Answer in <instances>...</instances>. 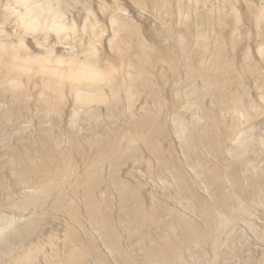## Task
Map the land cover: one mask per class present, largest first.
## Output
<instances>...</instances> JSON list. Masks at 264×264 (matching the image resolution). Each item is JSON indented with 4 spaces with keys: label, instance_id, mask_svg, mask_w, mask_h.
I'll list each match as a JSON object with an SVG mask.
<instances>
[{
    "label": "rangeland",
    "instance_id": "rangeland-1",
    "mask_svg": "<svg viewBox=\"0 0 264 264\" xmlns=\"http://www.w3.org/2000/svg\"><path fill=\"white\" fill-rule=\"evenodd\" d=\"M245 140L256 173L264 0H0V264H70L69 248L95 264L94 245L116 264L95 223L108 212L141 264L137 239L162 248L168 211L208 236L236 226L183 261L264 264V200L246 211L231 179Z\"/></svg>",
    "mask_w": 264,
    "mask_h": 264
},
{
    "label": "bare ground",
    "instance_id": "bare-ground-1",
    "mask_svg": "<svg viewBox=\"0 0 264 264\" xmlns=\"http://www.w3.org/2000/svg\"><path fill=\"white\" fill-rule=\"evenodd\" d=\"M92 73L93 71L90 69L86 70L84 72V75L92 76ZM94 74H97V72L94 71ZM76 115H74V118H76ZM194 139L195 137L189 138L188 140L190 142H193ZM257 141L258 140H245L240 144V146L233 149L235 160L233 162L234 169L231 172V179L234 188H236L237 195H239L242 199V207L246 211L250 207H257L261 204L262 200H264V168L259 169L256 173H252L248 164L249 159L246 158L247 156H245L246 152L250 150L249 147L257 145ZM190 142L187 143L190 145ZM195 144H197L196 141ZM32 172L33 168L27 165L25 166V168L19 169L18 173L19 177L28 178L30 177L29 174ZM240 172H244L243 178L241 177ZM207 178L209 182L213 184L215 181V174L207 173ZM245 180L248 182V186L246 188L244 187ZM35 186H37V184H35L34 187ZM29 188L31 189L33 187ZM36 189L38 190V192L43 190L42 187H37ZM217 205L227 208L229 204L226 201L219 200L217 202ZM128 213L125 212V218L127 217ZM204 217L208 220L207 216L204 215ZM134 219L135 221L149 219L147 213L141 207L140 203H138V210H136L134 213ZM152 222L155 224L156 232L159 238L162 240V248H159L153 241H149L143 236L137 239L136 244L138 246V249L145 254L144 258H140L141 264L182 263L184 256H182L181 249L183 247L189 250L190 243H193L195 248H199V250L202 251V242L210 240V243L214 250H217L219 241H227L231 234L236 230L235 224H230L227 225L226 230L222 232H216L208 236V233L206 231L204 232L196 228V226H194V222L189 221L180 215L171 214L169 211L166 218L154 219L152 220ZM95 223L97 224V226H99L98 231L101 232V235L108 248V252L111 254L116 264H132L131 258L127 255L123 247L117 242L116 234L118 233L113 226L112 218L109 212L108 217H105L104 219L99 220L95 218ZM126 223L134 224L129 220H126ZM207 223L209 224V222ZM247 223L249 227L253 225L252 220H248ZM125 229H128L126 225ZM7 238L14 241L13 243H20L25 240L24 235H19L17 238H15L14 236H10ZM7 249L8 247L4 249L5 253H7ZM93 251L95 256V264H108L109 261L100 254L95 245L93 246ZM13 258L14 256L8 258V262H5H7V264H11V262L14 260ZM67 261L70 264H89V262H87L86 260L81 259L72 248H69ZM183 262L184 264L187 263L185 262V260Z\"/></svg>",
    "mask_w": 264,
    "mask_h": 264
}]
</instances>
